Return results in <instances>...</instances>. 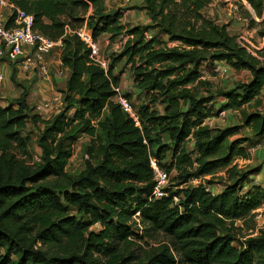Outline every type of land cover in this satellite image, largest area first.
<instances>
[{"label": "trees", "instance_id": "1", "mask_svg": "<svg viewBox=\"0 0 264 264\" xmlns=\"http://www.w3.org/2000/svg\"><path fill=\"white\" fill-rule=\"evenodd\" d=\"M10 1L34 16L37 32L61 42L57 49L68 76L61 92L64 109L50 119L29 116L27 90L0 106V264H264V229L242 247L233 246L235 223L253 220L264 205V188L241 193L256 172L232 166L235 158L249 157L241 147L246 138L229 141L240 127L253 138L264 136V48L254 56L226 26L206 19L202 10L213 0H142L151 26L127 31L130 38L117 56L130 65L136 89L145 92L139 109L131 104L136 125L113 100L118 82L111 69L95 64L74 33L79 28L74 24L92 8L86 26L93 40L113 36L123 29L120 13H104V0ZM245 1L256 17L264 15V0ZM149 28L175 45L154 46V38L145 36ZM214 62L246 71L250 80L201 95L198 87L209 91L210 83L202 80L200 68ZM216 99L224 100L219 112H239L240 125L220 129L205 123ZM157 102L164 105L162 113L151 106ZM28 120L43 126L35 162L22 136ZM78 131L90 145L83 170L71 177L65 167ZM186 141L194 157L185 151ZM169 152L178 181L166 189L167 197L154 199L150 160L169 175L163 163ZM224 169L240 173L214 196L202 183L188 185ZM95 225L100 229L90 230ZM150 235L169 241L148 250L136 245Z\"/></svg>", "mask_w": 264, "mask_h": 264}, {"label": "rangeland", "instance_id": "2", "mask_svg": "<svg viewBox=\"0 0 264 264\" xmlns=\"http://www.w3.org/2000/svg\"><path fill=\"white\" fill-rule=\"evenodd\" d=\"M142 0H104L102 11L104 13L118 12L121 15L119 19L120 24L123 28L119 33L114 34H99L95 41L100 45V57L106 61V70L111 69L112 76L116 78L118 82V88L122 95L126 96L128 100L133 105L134 109H139L145 102V92L136 89L135 84L130 73V65L125 64L124 59H117L118 54L122 51L124 45L126 44L125 37L129 35L127 31L133 28L142 29L147 26H151L150 17L144 11L142 7ZM94 14L92 8H88L84 12L82 22L75 23L78 29H83L89 34V30L86 24L89 21V17ZM202 15L206 19L213 20L217 25L226 26L227 32L236 37L237 42L240 43L248 52L252 55L257 56V52L264 48V37L261 33L264 32V15L261 18L256 17L254 12L250 9L245 0H213L206 8L202 10ZM146 38H154V46L157 44L163 45L167 44L169 47H173L175 44L168 42L165 35L160 34L153 28H149L145 31ZM161 42V43H159ZM58 54L57 48H55L51 54L46 58L48 79L42 80L39 78L35 72L32 75L22 74L18 71L14 64H9L6 66L5 79L0 83V106L5 108L8 104L18 98L23 90H27L28 97L27 103L32 109L29 116L39 115L42 120H47L52 118L64 109V102L62 95V90L64 89V84L66 81L64 78V72L60 67L51 68L54 60H56V55ZM219 66V72L215 71L214 66H208L203 64L200 68L202 74V80H206L210 83L209 91H207L204 86H199V94L207 96L210 93L214 94L216 90H230L234 88L235 85L239 83H246L249 80V74L246 71H236L231 68L228 64L217 65ZM204 67V70H203ZM68 73V72H67ZM53 96L59 97V102L54 103L49 111L46 113L37 112L35 107L38 104L48 101ZM222 99H216L210 103L211 114L207 118L211 121V127L225 129L232 126L240 125V114L237 111L227 110L224 116L219 115V109L223 108L219 105ZM159 102V101H158ZM156 103L154 106L151 105L158 113H162L164 105ZM224 102V101H223ZM217 107L214 108V106ZM74 109L69 110L66 113L68 118H71ZM103 117L108 116V111L104 110L102 113ZM215 118V120H212ZM205 120V122L207 121ZM208 122V121H207ZM42 124L37 123L33 125L30 120H28L25 129L22 132V136L27 140V147L29 154L33 157V162L37 161L39 158V149L37 146V138L39 136V130L42 129ZM239 138H246V143L241 145L247 152L251 147H255L258 154L251 155L244 158H235L232 162V166H235L237 171L240 172H250L255 171L256 173L250 179H247L246 183L240 187L241 193H245L252 186L264 188V138L261 141H256L252 136L249 129L246 127H240L237 135L230 138L229 141H235ZM163 141L168 142L166 135H162ZM256 144V145H255ZM72 157L69 159L65 172L71 176H77L84 168L85 160L87 159V148L90 145V138L78 131L75 133L74 139L72 141ZM191 141H186L184 144L185 151L191 153L194 157L193 146ZM171 153L167 154V158L163 162L166 165V169L169 171V182L168 187L177 183L179 172L176 168L169 166V160L171 158ZM240 172L229 174L225 169L220 170L216 173L214 177L205 178V183L207 181L212 182V188L217 189L216 183H232L235 181L234 177L236 174L239 175ZM198 181H191L189 185L196 186ZM235 228L233 230L234 242L233 246L239 248L242 247L245 240L250 236H256L258 231L264 229V205L254 211L253 220L246 225L242 222H236ZM100 227L98 225L92 226L90 230L98 231ZM134 230L139 233L140 229ZM167 240L162 235H150L145 237L143 240L137 241L136 245L141 246L143 250H148L151 247H157L161 244L168 243ZM133 250V248L131 249ZM139 255V251L134 247V251Z\"/></svg>", "mask_w": 264, "mask_h": 264}, {"label": "built area", "instance_id": "3", "mask_svg": "<svg viewBox=\"0 0 264 264\" xmlns=\"http://www.w3.org/2000/svg\"><path fill=\"white\" fill-rule=\"evenodd\" d=\"M34 16L26 13L18 8L10 0H0V83L5 79L6 66L14 64L18 71L22 74L32 75L35 72L42 80L48 79V70L46 58L51 52L61 46L60 41H52L34 29ZM80 40L87 45L90 50L89 58L106 70V61L100 57V47L93 40L92 33L87 34L83 29L74 32ZM130 37H125L127 41ZM238 44H240L238 42ZM218 65V64H217ZM214 66L215 71L219 72V66ZM115 96L113 98L121 110L129 115L136 125L138 116L132 108L131 103L121 94L119 88L114 89ZM59 102L58 96H53L48 101H44L35 107L37 112L46 113L54 103ZM224 116L225 112H219ZM150 166L153 171L154 187L152 197L161 199L168 196L166 189L168 188L169 175L163 169L156 165L154 159L150 160ZM194 181V180H192ZM203 184L205 191L212 196L221 192L224 188L222 183H216L217 189H213L212 185L204 184L202 180H196ZM191 181L188 182V185ZM178 198L173 197V202L178 203Z\"/></svg>", "mask_w": 264, "mask_h": 264}, {"label": "crops", "instance_id": "4", "mask_svg": "<svg viewBox=\"0 0 264 264\" xmlns=\"http://www.w3.org/2000/svg\"><path fill=\"white\" fill-rule=\"evenodd\" d=\"M227 30H228V28H227ZM100 46V45H99ZM57 51H58V54L56 55V60H54V62H53V64L51 65V68H56L57 66L58 67H60L61 68V70L64 72V78H65V80H66V78H67V76H68V71L65 69V68H63L62 66H61V63H60V54H59V50L57 49ZM224 65V62H214V63H211V64H208V66L210 65ZM202 68V67H201ZM203 70H204V67H203ZM249 80H250V75H249ZM248 80V81H249ZM65 82V81H64ZM223 101L224 100H220V102L219 103H223ZM215 107H217V105H215L214 106V108ZM225 113H226V111H224ZM212 120H215V118H212ZM208 121V122H207ZM207 121L205 122L209 127H211V124H210V122L209 121H211V120H209V119H207ZM263 138H264V136H262V137H260V138H254L256 141L258 140V141H261V140H263ZM249 153L251 154V155H253V154H258L259 152L257 151V149H255V147H251L249 150ZM254 176V175H253ZM253 176H251V178L253 177Z\"/></svg>", "mask_w": 264, "mask_h": 264}, {"label": "bare ground", "instance_id": "5", "mask_svg": "<svg viewBox=\"0 0 264 264\" xmlns=\"http://www.w3.org/2000/svg\"><path fill=\"white\" fill-rule=\"evenodd\" d=\"M87 34H89V33H87Z\"/></svg>", "mask_w": 264, "mask_h": 264}]
</instances>
